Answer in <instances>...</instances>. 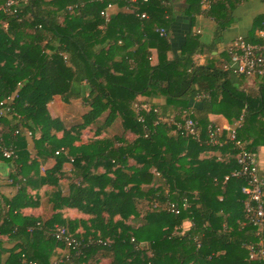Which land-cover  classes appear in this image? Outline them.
<instances>
[{"label":"trees","instance_id":"1","mask_svg":"<svg viewBox=\"0 0 264 264\" xmlns=\"http://www.w3.org/2000/svg\"><path fill=\"white\" fill-rule=\"evenodd\" d=\"M183 1L191 15L202 7ZM229 1L209 0L207 10ZM171 3L27 0L0 13V94L14 97L0 138L17 148L12 159L0 153L11 168L0 182V264H264L249 258L260 238L247 223L245 180L231 176L237 149L204 143L208 126L219 125L208 115L219 114L239 122L250 150L264 145V77L241 89L221 66L195 63L191 31L172 54ZM54 94L88 110L66 125L49 113ZM198 95H207L191 108L202 143L168 124ZM42 200L51 214L28 225L26 211L38 216ZM57 226L80 244L58 240Z\"/></svg>","mask_w":264,"mask_h":264},{"label":"built area","instance_id":"2","mask_svg":"<svg viewBox=\"0 0 264 264\" xmlns=\"http://www.w3.org/2000/svg\"><path fill=\"white\" fill-rule=\"evenodd\" d=\"M135 1V0H132ZM144 2L148 0H142ZM27 4V0H6L0 5V13H15L19 7ZM203 9L208 8V0H201ZM111 5L108 6L110 8ZM141 17L145 18L143 13ZM160 35H165L163 27L158 28ZM227 59L223 61L221 69L228 71L235 76L245 78L264 77V24L258 30V40L250 42L242 37H237L228 43L226 48ZM207 95H198L203 98ZM14 97L12 95L3 96L0 94V116L11 117L13 111ZM143 106L135 104L136 111ZM168 124L174 125L182 133L192 136L197 142L202 143L201 133L197 127V122L192 118V109L187 107L172 115L168 119ZM239 122L232 125H209L207 128V139L204 143L211 146H221L225 141L231 142L237 149V168L231 173L232 177L243 178L245 184L241 187V192L247 196L244 203L247 215V223L256 229V236L260 241L248 246L250 259L261 258L264 260V173H260L257 157L254 151L250 150L242 140L237 137L236 129ZM18 131H15L14 135ZM28 134H30L28 132ZM225 134V136H224ZM224 137V139H223ZM16 146L5 145L0 138V153L6 159L15 158ZM227 178V177H226ZM184 206L185 203H183ZM171 212L178 214L179 206L170 203ZM55 237L63 241L67 246L77 247L80 241L68 236L64 226H57ZM35 264V263H32Z\"/></svg>","mask_w":264,"mask_h":264},{"label":"crops","instance_id":"3","mask_svg":"<svg viewBox=\"0 0 264 264\" xmlns=\"http://www.w3.org/2000/svg\"><path fill=\"white\" fill-rule=\"evenodd\" d=\"M171 1L174 18L169 29V37L172 45L171 53L178 54L181 51L186 36L191 31L192 36L197 37L196 40L200 45L197 46L196 53L193 57L194 62L197 64L213 63L215 67L221 66L223 61L227 59L226 48L228 43L237 37H242L250 42H256L258 40V30L264 24V0H230L225 5H220V8H213L212 12L210 9L207 10L208 8L203 9L201 7L199 11L192 15L188 14L186 4L183 0ZM225 8L232 10L230 15H228L230 16V21L227 24L226 19L228 13L225 12ZM111 11L115 12V7H112ZM171 53L169 56H171ZM230 82L233 85H237L238 88L245 89V79L240 78V76L233 75ZM140 99L142 98L138 97V100ZM154 102L162 104L164 98L161 97ZM198 102V98H191L188 100L187 105L190 108H195ZM47 107L52 116L59 118L66 125L79 122L82 115L88 110V107L83 105L80 100H72L67 103L63 102L59 94L52 96ZM208 118L216 124L229 125L227 119L222 115L209 114ZM254 152L257 157L259 171L260 173H264V145L257 146ZM210 154V152H205L201 156L207 157ZM0 163L7 165L6 176H8L11 169L10 166L4 161H0ZM53 165L54 160H49L42 164L40 169L41 173ZM69 167V163L63 165V168L66 170H69ZM41 205L37 213L35 212L38 216H40ZM46 205L47 209H49L48 204ZM29 211L30 209L26 213L28 214ZM32 213L30 211V215ZM186 224L189 226L188 222Z\"/></svg>","mask_w":264,"mask_h":264},{"label":"rangeland","instance_id":"4","mask_svg":"<svg viewBox=\"0 0 264 264\" xmlns=\"http://www.w3.org/2000/svg\"><path fill=\"white\" fill-rule=\"evenodd\" d=\"M259 80L257 79H254V78H250V79H245V86L244 88L246 89H253L255 87H257V84H258ZM118 125L114 126L112 129H110V132L111 133H119L120 132V129L117 127ZM8 181V177L6 175H1V179H0V182H7ZM41 208H40V216H30V211L33 212L32 209H30V211L28 212V216L31 217L28 219V225H33V224H39L41 223L42 220H45L49 217L50 215V210L47 209V203L45 200H42L41 201ZM141 208L144 207V205L140 206ZM37 213V212H36ZM37 222V223H36ZM187 222H184L183 223V226H182V229L183 231H186L187 228L189 227L187 224ZM182 234V233H180ZM7 247H9L8 245H5ZM59 250V249H57ZM61 252V251H60ZM66 252V249L62 250V254ZM52 258H55V256H53Z\"/></svg>","mask_w":264,"mask_h":264},{"label":"water","instance_id":"5","mask_svg":"<svg viewBox=\"0 0 264 264\" xmlns=\"http://www.w3.org/2000/svg\"><path fill=\"white\" fill-rule=\"evenodd\" d=\"M0 174L7 175V165L5 163H0Z\"/></svg>","mask_w":264,"mask_h":264}]
</instances>
